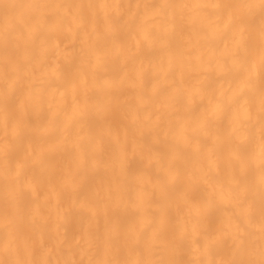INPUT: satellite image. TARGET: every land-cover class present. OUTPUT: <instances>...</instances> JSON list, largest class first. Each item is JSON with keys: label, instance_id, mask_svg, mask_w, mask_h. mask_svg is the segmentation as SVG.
<instances>
[{"label": "bare ground", "instance_id": "6f19581e", "mask_svg": "<svg viewBox=\"0 0 264 264\" xmlns=\"http://www.w3.org/2000/svg\"><path fill=\"white\" fill-rule=\"evenodd\" d=\"M0 264H264V0H0Z\"/></svg>", "mask_w": 264, "mask_h": 264}]
</instances>
